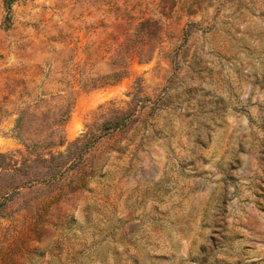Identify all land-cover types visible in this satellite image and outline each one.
I'll return each mask as SVG.
<instances>
[{"label":"rangeland","instance_id":"374dc122","mask_svg":"<svg viewBox=\"0 0 264 264\" xmlns=\"http://www.w3.org/2000/svg\"><path fill=\"white\" fill-rule=\"evenodd\" d=\"M69 90L65 155L31 151ZM0 154V264H264V0H0Z\"/></svg>","mask_w":264,"mask_h":264},{"label":"trees","instance_id":"16d2710c","mask_svg":"<svg viewBox=\"0 0 264 264\" xmlns=\"http://www.w3.org/2000/svg\"><path fill=\"white\" fill-rule=\"evenodd\" d=\"M142 37L146 38V32L142 33ZM136 53L142 54V51H135ZM116 59L120 60L119 67H116L113 71L109 72L107 75H104L97 79L93 86H105V85H113L119 82L122 78H124L128 73V65L126 63V56L123 54L116 55ZM142 91L140 88L135 87V91H131L128 94L132 96V100L128 102L129 105L134 103L133 108L130 111L123 112L122 110L112 111L110 113L105 114V120L102 123V131L100 133L91 132L90 130L84 132L80 137L72 141L69 145V149L66 153L68 159L73 161L77 159H82L84 154L88 151L89 145L92 146L94 143L100 141V139L107 134L109 131H124L127 130L130 122L132 121L136 112L143 108L145 105V100L142 97ZM75 93L72 90L67 91L64 94L57 95L56 98L50 97V99L45 97H40V101L44 103L52 102L53 99L58 101V104L55 105V109L52 110V115L50 121H44L43 123H35L34 121H28L25 118V111L22 110V114L17 120V124L15 127L16 135L24 142V144L31 149V151H40V146H44L45 148L50 150V154L53 156L61 157L64 156L65 153L59 152L58 155L54 154L53 150L57 146H60L64 143V128L66 123L70 119V114L73 109V105L75 102ZM34 101H37L35 99ZM35 103V102H34ZM115 101L111 100L109 102L110 105L114 104ZM105 106V105H102ZM48 116V115H47ZM31 135H54L53 137L42 138L37 142L32 140ZM87 141V142H85ZM4 156V154H0V157ZM68 162V161H67ZM71 162V161H70ZM65 165H60V168L57 172L53 173L52 177L57 176V174L63 169ZM2 175H0V183ZM47 180V179H45ZM35 181H38L37 178L34 177H26L23 181V184H32Z\"/></svg>","mask_w":264,"mask_h":264},{"label":"bare ground","instance_id":"6f19581e","mask_svg":"<svg viewBox=\"0 0 264 264\" xmlns=\"http://www.w3.org/2000/svg\"><path fill=\"white\" fill-rule=\"evenodd\" d=\"M78 130V125L72 124L70 126V134H75Z\"/></svg>","mask_w":264,"mask_h":264}]
</instances>
